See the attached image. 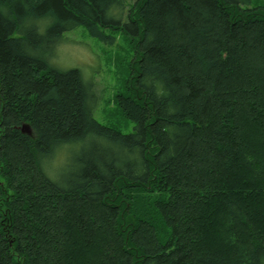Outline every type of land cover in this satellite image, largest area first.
Instances as JSON below:
<instances>
[{"label":"trees","instance_id":"obj_1","mask_svg":"<svg viewBox=\"0 0 264 264\" xmlns=\"http://www.w3.org/2000/svg\"><path fill=\"white\" fill-rule=\"evenodd\" d=\"M251 0H0V264H264V7ZM85 28L135 51L94 117ZM28 125L32 135L20 127Z\"/></svg>","mask_w":264,"mask_h":264},{"label":"rangeland","instance_id":"obj_2","mask_svg":"<svg viewBox=\"0 0 264 264\" xmlns=\"http://www.w3.org/2000/svg\"><path fill=\"white\" fill-rule=\"evenodd\" d=\"M256 7H264V0H251L248 8ZM114 36L116 42L107 44L90 36L85 28H78L67 33L66 41L50 63L61 70L79 69L91 75L100 97L94 110L95 119L123 134H131L136 124L125 117L115 96L126 90L135 51L125 34L117 32Z\"/></svg>","mask_w":264,"mask_h":264},{"label":"water","instance_id":"obj_3","mask_svg":"<svg viewBox=\"0 0 264 264\" xmlns=\"http://www.w3.org/2000/svg\"><path fill=\"white\" fill-rule=\"evenodd\" d=\"M20 130L22 131L23 134L32 135L31 129L28 125H23L22 127H20Z\"/></svg>","mask_w":264,"mask_h":264}]
</instances>
